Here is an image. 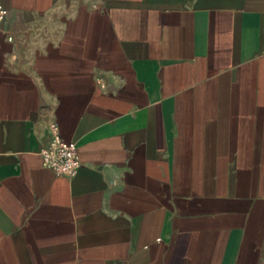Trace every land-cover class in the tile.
Masks as SVG:
<instances>
[{
    "label": "crops",
    "instance_id": "0c3cea01",
    "mask_svg": "<svg viewBox=\"0 0 264 264\" xmlns=\"http://www.w3.org/2000/svg\"><path fill=\"white\" fill-rule=\"evenodd\" d=\"M0 7V264H264V0Z\"/></svg>",
    "mask_w": 264,
    "mask_h": 264
},
{
    "label": "built area",
    "instance_id": "2783aa9c",
    "mask_svg": "<svg viewBox=\"0 0 264 264\" xmlns=\"http://www.w3.org/2000/svg\"><path fill=\"white\" fill-rule=\"evenodd\" d=\"M4 13L5 10L0 7V20ZM48 130L49 138L39 152L41 165L51 170L55 176L70 178L79 165L75 143L62 140L54 122L49 124Z\"/></svg>",
    "mask_w": 264,
    "mask_h": 264
}]
</instances>
